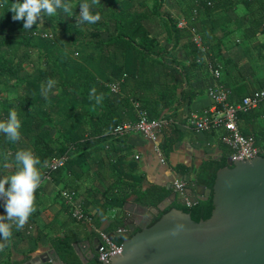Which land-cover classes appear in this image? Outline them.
Instances as JSON below:
<instances>
[{"label": "trees", "instance_id": "obj_1", "mask_svg": "<svg viewBox=\"0 0 264 264\" xmlns=\"http://www.w3.org/2000/svg\"><path fill=\"white\" fill-rule=\"evenodd\" d=\"M156 1V5H158V1L162 0ZM208 1L210 4H207ZM12 2L13 0H0V32L3 29L0 33V84L6 86L7 82L18 80L23 62L31 59L35 54L46 55L51 62L49 68L39 71L34 80L27 81L24 87L20 86L23 91L16 94L10 105L0 101V113L7 115L10 108H16L25 122L21 133L26 137L33 138L35 153L41 158L44 169L46 162L51 157L66 156L64 165L52 170L50 174L62 171V169H66L70 174L75 173V165L84 168L99 147L104 146L108 149L107 157L112 165L114 179L103 190L88 187L87 199L85 197L81 208L86 214H89L86 210V206L90 203L89 198L94 197L100 191L103 197V202L99 205L100 212L104 214L106 210H117L113 220L103 231L108 233L116 244L120 245L123 237L118 234V231L127 226L121 212L128 196L134 194L133 201L140 205L157 206L171 194V188L155 184L137 188V185L129 178L136 180H140V178L122 176L123 168H121L120 162L124 155L113 159L111 153L113 151L120 152L116 145L123 142L124 136L114 135L112 129L122 123L118 113L119 104L122 102L128 104L129 98L132 96L126 93L124 95L122 91L111 90L110 84L121 80L120 86L124 91V86L129 81H133L135 84L141 80L143 82L146 80V83L152 82V80L149 82L147 77L152 76L155 62L159 61V57L173 53L180 40L181 31L177 27V19L170 12L165 15L166 37L172 41L171 47L167 49L161 47V38L152 35L143 24V19L147 17L149 11L140 9L142 5L135 3L134 0H97L103 15L101 20L95 24H79L62 19L59 14L53 17L45 16L47 25L55 26L57 24V27L66 34L69 45H73L76 53L80 54L82 60L77 62L69 52L57 44L55 39L43 36V30L38 28L36 23L32 25V29L24 30L23 20L13 19V11L8 9ZM188 3L190 8L199 9L198 11L203 12L207 17H211L217 8L226 11L228 8L241 4L247 14L241 17L240 24L236 28H243L245 39H251L258 33L264 32V0H189ZM110 22L113 23V31L104 39L102 33L109 29ZM208 48L209 52L213 54L209 60L220 66L219 80L223 83L224 81L221 80L223 67L219 60L221 56L220 44L217 43L216 47L209 44ZM196 56L195 53L190 54L189 63L182 65V75L187 81L194 75L195 69L201 68L209 73L207 63L202 60L197 61ZM102 72L105 76L102 75ZM50 81L57 82L60 89L57 97L65 100L60 114L62 117L56 122L52 113L45 111L42 106L45 100L43 86L48 85ZM212 84L213 77L210 74L208 81L204 82L200 88L191 87L188 90H181V98L190 101L205 86L208 87ZM262 87H264V83L234 99L228 87V100L230 102L240 101L245 95ZM93 88L96 89L95 93L92 92ZM97 96L101 97L99 101L96 99ZM133 98L134 100L138 99L136 96ZM138 101L150 118H158L162 108L169 105V101H166L165 97L153 103L143 99ZM255 109L239 112L237 121L240 119L252 120L257 117L259 113ZM262 111L264 112V108ZM53 129L58 131L57 137L51 136ZM239 129L243 134L253 137L257 154L264 156V131L254 130L251 132L240 127ZM173 131L175 132V130ZM173 140V137L169 140L165 139V143L170 144ZM232 154L233 152L230 155ZM228 155L226 153L219 157L203 160L195 171L189 188L194 189L199 185L212 188L217 170L227 165ZM88 168L81 170L84 173L88 171ZM64 189L76 193L70 184H67ZM172 207L189 213L195 221L201 218L206 219L211 215L213 209L212 194L198 199L192 204H182L180 201L174 200L160 212L156 219ZM68 208L70 215L74 220H77L69 205ZM91 236L97 240L100 239L97 232L89 234L87 237L89 241ZM82 242L83 240L76 235L64 233L50 238V247L63 262L83 264L78 254V248L81 249ZM91 252L93 255L90 257L87 254L89 260L86 264H103L98 260L97 252ZM83 253L86 254V252ZM29 260V256L18 260L8 256L0 264H26ZM41 264H50V262Z\"/></svg>", "mask_w": 264, "mask_h": 264}, {"label": "crops", "instance_id": "obj_2", "mask_svg": "<svg viewBox=\"0 0 264 264\" xmlns=\"http://www.w3.org/2000/svg\"><path fill=\"white\" fill-rule=\"evenodd\" d=\"M182 2V0H176L172 7L168 6L166 13L170 12L177 19V23L179 19L184 18L189 25H193L196 35L201 38L206 49L202 50L197 46L194 42L195 34L189 27L177 25L181 31L180 40L173 53L165 54L155 62L152 76L147 77L149 82L150 80L152 82L146 83V80V82L141 80L135 84L133 81H129L124 86V91L120 83L118 87L119 92L122 91L124 95L126 93L132 96L129 98L128 104L123 102L119 104L118 113L122 123L134 122L137 119L135 104H139V99L153 103L165 97L166 101H169V105L162 108L159 116L167 120V124L159 135L160 152L156 150L154 142L137 131H131L124 136L121 144L116 145L120 152L113 151L111 153L113 159L124 155L120 162L121 168H123L122 176L140 178V180L129 178L137 185V188L152 184L171 188L170 200L172 202L174 201L172 193L176 191L173 187L175 180H181L187 184L186 194L189 196L191 194L190 181L200 163L205 159L219 157L226 153L230 158L232 156L230 154L233 152V149L222 139L226 133L223 127L198 129L191 122L192 115L200 114L210 108L213 100L207 93V86L190 101L182 100L181 90H188L191 87L198 89L210 77V73L201 68L195 69L194 75L188 81L183 77L182 65L189 63L190 54L195 53L197 61L202 60L207 63L213 56L212 52L208 50L209 44L214 47L217 43L220 44L221 56L219 60L221 63H219L223 67L221 80L230 88L233 99L239 98L242 94L250 92L253 88L264 83V32L258 33L251 39H245L243 28H236L240 24L241 17L247 14L241 4L228 8L226 11L217 8L211 17H207L194 7L180 10ZM137 4L142 5L140 9L149 11L147 17L143 19V24L150 31L149 24L156 23L159 30L154 36L161 38V47L169 49L172 41L166 37L167 30L164 20L166 14L156 16L154 12L150 13L147 0H138ZM194 10H196V15L192 19L191 15ZM175 11L180 14L177 15ZM150 32L152 33V31ZM134 96L138 99L134 100ZM263 108L264 105L261 104L255 109L259 114L252 120L250 119L251 121L238 120V126L251 132L254 130L264 131ZM5 116L0 113V118ZM171 137L174 138L173 142L165 143V139L169 140ZM0 141V179H2L18 167V162L15 160L17 150L21 148H30L34 152L35 150L33 138L26 137L23 133L18 140L12 141L0 132ZM97 155V157L91 156L90 167L84 173L82 170L86 169L85 167L80 168L75 165V173L70 174L66 169H62V171L47 177L44 176V164L41 163L42 176L35 191L34 211L22 227L12 225L11 237L0 235V262L8 256L14 260L29 256L30 260L26 264L44 260L53 253L50 247V238L64 233L74 234L81 238L83 240L81 250L90 257L93 255L91 251L97 252L95 250L97 239L91 236L89 241L87 237L92 232L99 233L106 228L113 220L117 210H106L104 214L100 212L99 205L103 202V197L99 191L97 195L89 198L90 203L86 206L90 222H81L73 219L67 203L61 196V190L67 184L72 185L76 190V193L73 192L75 202L81 207L85 197L87 199L88 187L103 190L112 182L114 173L108 160L109 157L99 153ZM133 198L134 194L129 195L122 208L121 214L124 215V220L139 217L137 211L140 208L135 205ZM5 212L4 202L0 201V215Z\"/></svg>", "mask_w": 264, "mask_h": 264}, {"label": "water", "instance_id": "obj_3", "mask_svg": "<svg viewBox=\"0 0 264 264\" xmlns=\"http://www.w3.org/2000/svg\"><path fill=\"white\" fill-rule=\"evenodd\" d=\"M211 194V215L198 221L177 207L156 219L171 195L157 206L135 203L139 217L125 219L127 228L118 231L121 252L103 264H264V156L230 157L212 188L196 186L189 196L175 191L172 199L192 204ZM78 254L86 264L89 256L80 248ZM45 262L67 264L54 253L31 264Z\"/></svg>", "mask_w": 264, "mask_h": 264}, {"label": "built area", "instance_id": "obj_4", "mask_svg": "<svg viewBox=\"0 0 264 264\" xmlns=\"http://www.w3.org/2000/svg\"><path fill=\"white\" fill-rule=\"evenodd\" d=\"M207 4H210L208 1ZM196 15L194 10L191 18ZM177 25L179 27H189L192 33L195 34L194 42L202 50L206 47L203 46L202 40L195 33V27L189 25L188 21L184 18L179 19ZM208 71L213 77V84L207 87V93L211 96L213 103L212 106L204 110L200 114H194L191 117V122L198 129H211L216 127H223L226 133L222 136L223 141L233 149L231 158L233 159H250L257 155V148L254 145L252 136L243 134L237 124V116L239 112H246L250 109L257 108L261 104L264 105V87L253 90L250 94L245 95L240 101L230 102L228 100L229 88L220 82V66L207 61ZM110 88L113 91L118 90V83H111ZM137 109V119L134 122H123L116 125L112 129L114 135L125 136L131 131H137L145 138L151 140L155 144V148L160 152L159 135L162 133L163 128L167 124L164 117L150 118L145 109L138 103L135 104ZM264 116V112H263ZM66 156L51 157L45 164L44 176H50L52 170L57 169L64 165ZM173 187L176 191L186 194V183L181 180H175ZM61 196L72 210L73 216L77 220L90 222V216L86 214L82 208L76 204L73 193L62 189ZM0 201L4 202L0 197ZM100 239L97 243L98 260L101 262H108L110 257L121 252V246L116 244L111 236L104 232L99 231Z\"/></svg>", "mask_w": 264, "mask_h": 264}, {"label": "clouds", "instance_id": "obj_5", "mask_svg": "<svg viewBox=\"0 0 264 264\" xmlns=\"http://www.w3.org/2000/svg\"><path fill=\"white\" fill-rule=\"evenodd\" d=\"M13 11V19L23 20V29L30 30L43 17H53L63 13L72 15L75 10L71 0H13L8 7ZM7 9V10H8ZM80 24H95L102 18L97 0H81L80 11L76 13ZM49 82V87L51 86ZM93 88L92 92L95 93ZM97 101L101 97H96ZM23 121L16 108H10L7 115L0 118V132L7 139L15 141L21 137ZM18 167L10 175L0 179V197L4 200L6 212L0 215V235L12 236V225L22 227L34 211L35 191L41 181V158L30 148H21L15 153Z\"/></svg>", "mask_w": 264, "mask_h": 264}, {"label": "rangeland", "instance_id": "obj_6", "mask_svg": "<svg viewBox=\"0 0 264 264\" xmlns=\"http://www.w3.org/2000/svg\"><path fill=\"white\" fill-rule=\"evenodd\" d=\"M134 1H135V3H137L138 0H134ZM182 1H183L181 3L182 7H180L181 8L180 10H182V8H189L190 7V5L188 3L189 0H182ZM156 2H157L156 0H147V5L149 6L150 13L154 12L156 14V16H160L159 14H166V11L168 10L167 9L168 6L172 7V5H174L173 3H175L176 0L158 1L159 2L158 5H156ZM71 3L74 6L75 12L72 15L60 13L59 16L62 19H67L69 21L77 22L78 17L76 15V13H78L80 11L81 0H71ZM173 9L176 10L175 8H173ZM175 12L177 15L180 14V12H178V11H175ZM46 26H48V25H47V22L45 21L44 17L40 20L38 19L37 27L40 28L41 30H43V33H42L43 36H48L49 38L55 39L57 41V44L61 48L65 49L67 52H69L72 55V57L77 60V62L82 60L81 59L82 57L80 56V54L76 53L75 47L73 45H71V46L69 45L68 40L66 38V34L63 33L61 28L57 27L58 26L57 24L55 26H52V25H49L48 27H46ZM149 26L151 29L150 31H152L151 34L157 35L158 30H159V28L157 27V24L154 22H151L149 24ZM108 28L109 29L107 31L102 33V36L104 39H106L109 36V33L113 31V23L110 22L108 24ZM162 30H164L163 25L161 26V31ZM2 31H3V29H2ZM162 33H163V31H162ZM50 62H51L50 59L46 55L38 56L37 54H35V56H32L31 59L24 61L21 69L19 70L20 78L18 80H11V83L7 82L6 86L0 84V101H1V103L10 105L12 103V100L15 98L16 94H19L23 91V88H21L20 86L24 87V85L27 81L34 80L35 76L39 73V71L49 68ZM102 75H103V72H102ZM103 76H105V74ZM120 81L119 82L116 81L118 83V87H119V83H121ZM59 90L60 89L57 86V82L51 83L50 87H49V84L48 85L46 84L43 86V93L45 95V100H44V103L42 104V106L44 107L45 111H49L52 113V116L54 117L55 122L57 121V119H61V117H62V115H60L61 109H62V106L65 102L64 99L57 97ZM21 119H22L23 125H24V123H25L24 119L22 117H21ZM59 128L61 129V127H59ZM57 132L58 131L56 129H53L51 132V136L57 137ZM98 153L103 154L102 156L109 154L108 149L104 146L99 147V149L97 150L96 153L93 154V156L97 157ZM84 167L85 168L90 167V161L88 162V165H85Z\"/></svg>", "mask_w": 264, "mask_h": 264}]
</instances>
